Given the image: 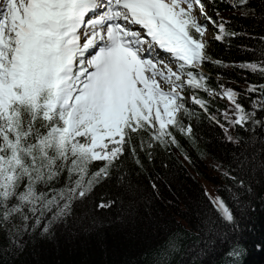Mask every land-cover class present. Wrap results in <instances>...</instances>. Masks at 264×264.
Here are the masks:
<instances>
[{
  "label": "snow or ice",
  "instance_id": "snow-or-ice-1",
  "mask_svg": "<svg viewBox=\"0 0 264 264\" xmlns=\"http://www.w3.org/2000/svg\"><path fill=\"white\" fill-rule=\"evenodd\" d=\"M232 8L241 16L257 15L247 0H233ZM209 23L217 41L250 38L252 46L241 47L252 58L233 66L250 70L259 83L246 82L242 92L219 80V91L211 87L204 65L223 62L207 52ZM230 23L218 0H0V242L5 256L18 257L25 236L51 233L78 206L76 218L90 226L100 209L116 208L117 219L133 217L143 195L129 164L143 169L141 153L151 160L158 147H181L177 133L195 142L191 118L199 113L188 99L237 147L223 175L237 186L235 192L229 189L234 203L241 208L247 203L239 189L251 193L246 178L264 176V134L255 131L259 126L264 132V35L237 33ZM200 91L227 99L228 107L220 110L226 124L209 112ZM236 126L251 135L233 136L230 129ZM94 162H101L95 170ZM104 184L111 187L88 206ZM209 199L217 215L206 213L191 244L185 243L193 235L189 230H165L144 254L146 264H173L177 254L197 264L217 241L227 239L224 225L235 221L233 210L219 195ZM231 255H239L238 244Z\"/></svg>",
  "mask_w": 264,
  "mask_h": 264
},
{
  "label": "trees",
  "instance_id": "trees-1",
  "mask_svg": "<svg viewBox=\"0 0 264 264\" xmlns=\"http://www.w3.org/2000/svg\"><path fill=\"white\" fill-rule=\"evenodd\" d=\"M232 3L233 0H218L220 14L231 21L228 27L237 33L264 35L262 0H247V7L256 11V17L241 16L239 9L232 8ZM209 41L208 54L223 62V65L211 62L204 65V71L210 75L211 87L219 91V80L242 92L246 82H260V78L250 70L233 66V62L238 65V62L252 58L251 53L241 47L252 46L248 36ZM185 93L191 94V91L186 90ZM198 94L209 101V112L226 124L220 110L228 107L227 99L219 95L211 97L203 91ZM240 100L247 106L243 96ZM186 103L199 113V118H191L195 142L177 133L181 147L172 146L170 150L158 147L151 160L141 153L143 169L129 164L133 170L132 178L139 184L143 195L133 217L117 219L116 208L100 209L94 212L97 218L95 226H90L87 221L81 223L76 218L81 215V207L78 206L74 216L55 225L51 233L41 235L37 232L32 237L25 236L27 243L24 250L15 259L4 255L0 242V264H146L144 254L157 245L165 230H189L193 235L188 236L185 243L191 244L206 213L211 211L213 216L217 215L201 179L207 181L228 203L235 221L224 225L227 239L217 241L211 251L198 258L197 264H264V176L257 173L252 178H246L252 192L239 189L242 193L240 199L247 203L242 208L238 207L229 192V189L237 191V186L223 175V166L232 162V153L237 151V147L225 139L224 130L203 109L192 104L191 100ZM230 131L233 136L251 135V131L239 126ZM255 131L264 134L259 126ZM100 163L94 162L93 170ZM231 174L237 175L236 172ZM110 187V184L98 187L94 196L86 202L88 206L96 202L100 192ZM236 244L239 245V255L233 256L231 252ZM189 260V257L177 254L173 264H188Z\"/></svg>",
  "mask_w": 264,
  "mask_h": 264
},
{
  "label": "rangeland",
  "instance_id": "rangeland-1",
  "mask_svg": "<svg viewBox=\"0 0 264 264\" xmlns=\"http://www.w3.org/2000/svg\"><path fill=\"white\" fill-rule=\"evenodd\" d=\"M206 23H208V22H206ZM208 27H209V31L207 33V37L210 40V39H212V36H213L212 26L210 23L208 24ZM190 96L191 95H189V94L187 95V97H190ZM201 183L203 184L204 191H205L208 198L209 197H215V196L219 195L218 192L207 181H204L203 179H201Z\"/></svg>",
  "mask_w": 264,
  "mask_h": 264
}]
</instances>
